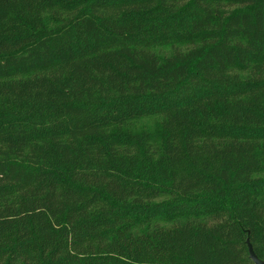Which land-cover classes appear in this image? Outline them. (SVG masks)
Returning a JSON list of instances; mask_svg holds the SVG:
<instances>
[{"label":"trees","instance_id":"16d2710c","mask_svg":"<svg viewBox=\"0 0 264 264\" xmlns=\"http://www.w3.org/2000/svg\"><path fill=\"white\" fill-rule=\"evenodd\" d=\"M247 240L264 261V0H0V264Z\"/></svg>","mask_w":264,"mask_h":264},{"label":"rangeland","instance_id":"374dc122","mask_svg":"<svg viewBox=\"0 0 264 264\" xmlns=\"http://www.w3.org/2000/svg\"><path fill=\"white\" fill-rule=\"evenodd\" d=\"M157 54L164 55L166 53H170L168 49H157L155 50ZM136 127L140 130H147L154 135L159 133V120L158 119H146L142 122L138 123Z\"/></svg>","mask_w":264,"mask_h":264},{"label":"water","instance_id":"95a60500","mask_svg":"<svg viewBox=\"0 0 264 264\" xmlns=\"http://www.w3.org/2000/svg\"><path fill=\"white\" fill-rule=\"evenodd\" d=\"M246 244L248 247L249 258L253 262V264H264V261L258 259L257 256L255 255L249 240L246 241Z\"/></svg>","mask_w":264,"mask_h":264}]
</instances>
